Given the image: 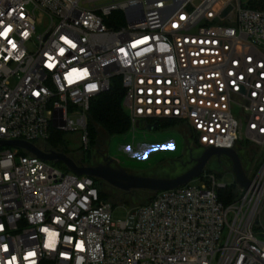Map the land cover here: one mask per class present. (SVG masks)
<instances>
[{"label":"built area","instance_id":"2783aa9c","mask_svg":"<svg viewBox=\"0 0 264 264\" xmlns=\"http://www.w3.org/2000/svg\"><path fill=\"white\" fill-rule=\"evenodd\" d=\"M98 1L0 0V142L56 129L87 151L91 101L119 79L130 131L173 120L235 149L245 127L264 156V2ZM244 170L229 205L205 172L116 222L93 178L0 146V264H264V157Z\"/></svg>","mask_w":264,"mask_h":264},{"label":"rangeland","instance_id":"374dc122","mask_svg":"<svg viewBox=\"0 0 264 264\" xmlns=\"http://www.w3.org/2000/svg\"><path fill=\"white\" fill-rule=\"evenodd\" d=\"M111 1L100 0L97 5L102 6ZM119 17L121 19L122 14H119ZM11 84L15 86L16 79H13ZM80 133H64V146L69 155L75 157L85 156L89 167L104 164L102 159L109 158L113 162L112 168L149 178L173 179L184 174L194 165L193 159L198 158L204 149L199 145L194 130L185 123H178L175 127L170 128L163 127L153 132H149L142 123L136 131H130L127 135L112 137L109 140L107 138L102 139L97 148L91 146L87 152L82 147ZM242 134L244 140L240 142L239 147H243V149L247 147L256 151L257 158L255 157L256 159L252 165H258L259 163L256 161L262 154L260 149L255 143L247 139L245 127ZM44 144L43 141L35 142L37 147ZM247 148L246 151H248ZM20 152L24 154V150L20 149ZM69 157L71 158V156ZM57 168L64 172L67 171L64 164ZM218 177L221 184L232 188L235 192H241L232 171L219 172ZM192 184L201 185L202 182L197 178L193 180ZM104 189L108 190L106 186H104ZM105 193L109 195L108 201L116 204L114 212L116 222H127L132 208L147 203L152 195L149 192ZM125 201H128L130 205H124L123 202ZM261 221L264 222V206Z\"/></svg>","mask_w":264,"mask_h":264},{"label":"trees","instance_id":"16d2710c","mask_svg":"<svg viewBox=\"0 0 264 264\" xmlns=\"http://www.w3.org/2000/svg\"><path fill=\"white\" fill-rule=\"evenodd\" d=\"M261 2L264 1L261 0ZM261 2L255 1L254 7L260 5ZM124 94L125 92L122 83L119 79H117L114 81V84L110 91L100 95L99 97L91 101L90 111L88 113V118H87V130H86L89 136L90 148L91 146L97 148L100 142L102 141V139L104 138H107L109 140V138L127 135L130 132V128H131L130 118L123 107ZM158 123L160 125L159 129H162L163 127L164 128L175 127L178 124V122L173 120H162L159 121ZM43 142H45V144L39 147L43 151L63 153L67 156H71L72 159L75 157L67 153V150L64 146L65 143L64 132L58 131L56 129H51L49 139ZM239 144L241 143L240 142L238 143V145L235 147V150L237 151L243 163V166L245 167L246 165H252L255 159L257 158L256 156L257 152L247 147L246 148L248 149V151H246L245 150L246 148L245 149H243V147L240 148ZM262 160H263V155L260 154L258 160L256 161L257 163H259L258 165H260ZM74 161L77 164L86 165L88 163L87 158L85 156L75 157ZM53 165L55 167H58L61 164L53 163ZM231 167L232 164L227 158H222L221 160L214 159L209 164V168L206 170V173H215L218 176L219 172L223 173L229 171ZM66 170H67L66 172L69 171L68 169ZM94 180L97 187L100 190L101 198L106 202H109L108 201L109 195L105 192H123L109 186L104 182H101L100 180L97 179ZM104 186L107 187L108 189L107 191L104 189ZM130 192H146V191H130ZM151 194H152L151 198L147 203L138 206L149 204L154 197V193ZM220 197L221 200L226 203V205H229L236 200V194L234 193V190L228 186L226 188L221 189ZM123 204L130 205L128 201L123 202ZM113 205L115 206L116 204Z\"/></svg>","mask_w":264,"mask_h":264},{"label":"water","instance_id":"95a60500","mask_svg":"<svg viewBox=\"0 0 264 264\" xmlns=\"http://www.w3.org/2000/svg\"><path fill=\"white\" fill-rule=\"evenodd\" d=\"M231 10L232 7L226 9L221 14V18H225ZM158 127L157 124H145V128L149 132H153L158 129ZM0 146L25 150L35 157L49 163L64 164L70 172L77 176H88L100 180L123 192L146 191L158 193L176 190L200 178L214 159L221 160L222 157L227 158L231 162L232 172L239 186L246 190L251 187V181L248 179L243 163L235 149H206L198 158L193 159L194 165L187 172L173 179H161L133 175L125 170L112 168L110 163L92 167L80 166L72 158L63 153L46 152L35 144L25 141L0 142Z\"/></svg>","mask_w":264,"mask_h":264},{"label":"flooded vegetation","instance_id":"af4514ba","mask_svg":"<svg viewBox=\"0 0 264 264\" xmlns=\"http://www.w3.org/2000/svg\"><path fill=\"white\" fill-rule=\"evenodd\" d=\"M149 125H155V124H157L159 127H158V129L160 128V125H159V123H148ZM204 151V150H203ZM222 158H225V157H222ZM221 158V159H222ZM102 161L104 162V164H100V165H107V164H111V167L113 166L112 164H113V162L109 159V158H104V159H102ZM80 166H87V164L85 165V164H79ZM97 166V165H96ZM99 166V165H98Z\"/></svg>","mask_w":264,"mask_h":264}]
</instances>
